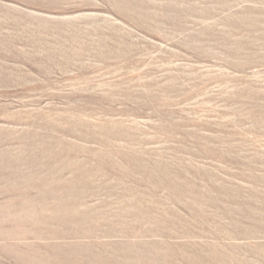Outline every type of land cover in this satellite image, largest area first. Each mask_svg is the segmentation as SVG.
Listing matches in <instances>:
<instances>
[{
  "label": "rangeland",
  "instance_id": "rangeland-1",
  "mask_svg": "<svg viewBox=\"0 0 264 264\" xmlns=\"http://www.w3.org/2000/svg\"><path fill=\"white\" fill-rule=\"evenodd\" d=\"M0 264H264V0H0Z\"/></svg>",
  "mask_w": 264,
  "mask_h": 264
}]
</instances>
